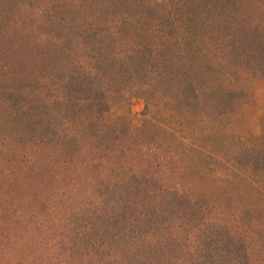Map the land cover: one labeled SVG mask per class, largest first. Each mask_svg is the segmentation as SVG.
I'll return each instance as SVG.
<instances>
[{"label":"trees","instance_id":"16d2710c","mask_svg":"<svg viewBox=\"0 0 264 264\" xmlns=\"http://www.w3.org/2000/svg\"><path fill=\"white\" fill-rule=\"evenodd\" d=\"M260 81L264 0H0V264H264Z\"/></svg>","mask_w":264,"mask_h":264},{"label":"rangeland","instance_id":"374dc122","mask_svg":"<svg viewBox=\"0 0 264 264\" xmlns=\"http://www.w3.org/2000/svg\"><path fill=\"white\" fill-rule=\"evenodd\" d=\"M125 108L123 104L116 105L114 112L123 114L126 112ZM145 109L146 104L143 101H135L132 105L131 114L135 131L141 128L143 124ZM167 117L168 113L162 107L152 109V118L165 120ZM242 123L243 130L247 135L264 136V81H260L253 86L249 101L244 108ZM224 169L223 167L217 168L219 176L224 173Z\"/></svg>","mask_w":264,"mask_h":264}]
</instances>
